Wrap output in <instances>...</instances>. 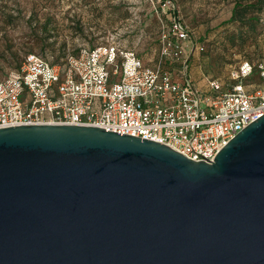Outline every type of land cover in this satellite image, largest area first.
<instances>
[{
	"label": "water",
	"instance_id": "water-1",
	"mask_svg": "<svg viewBox=\"0 0 264 264\" xmlns=\"http://www.w3.org/2000/svg\"><path fill=\"white\" fill-rule=\"evenodd\" d=\"M0 264H264V114L211 161L95 126L0 128Z\"/></svg>",
	"mask_w": 264,
	"mask_h": 264
},
{
	"label": "built area",
	"instance_id": "built-area-1",
	"mask_svg": "<svg viewBox=\"0 0 264 264\" xmlns=\"http://www.w3.org/2000/svg\"><path fill=\"white\" fill-rule=\"evenodd\" d=\"M147 1L159 21L155 65H145L127 48V31L120 30L78 47L59 64L25 54L0 79V128L95 126L163 144L191 161H211L264 114V86L249 91L243 84L253 70L264 82V62L242 60L230 71L227 90L209 79L207 93L199 91L185 73L194 46L173 0Z\"/></svg>",
	"mask_w": 264,
	"mask_h": 264
},
{
	"label": "rangeland",
	"instance_id": "rangeland-1",
	"mask_svg": "<svg viewBox=\"0 0 264 264\" xmlns=\"http://www.w3.org/2000/svg\"><path fill=\"white\" fill-rule=\"evenodd\" d=\"M173 3L194 46L185 73L199 91L207 93L209 79L216 80L221 91L227 90L232 82L229 73L242 60L264 62V0ZM234 3L239 11L229 22ZM158 26L147 0H0V79L25 54L59 64L78 47L103 42L115 30L127 31L122 35L125 46L133 48L145 65L153 66ZM138 38L140 42L134 44ZM173 70L181 75L179 66ZM245 85L250 91L264 82L254 71Z\"/></svg>",
	"mask_w": 264,
	"mask_h": 264
},
{
	"label": "trees",
	"instance_id": "trees-1",
	"mask_svg": "<svg viewBox=\"0 0 264 264\" xmlns=\"http://www.w3.org/2000/svg\"><path fill=\"white\" fill-rule=\"evenodd\" d=\"M238 5H236L235 3L233 4V6H232V11H231V14H230V16H229V18L227 19V21H229V22H231V21H233L234 19H235V17H236V13H237V11H239V10H237L238 9ZM242 9V8H241ZM254 71H256V70H253L252 71V73L254 72ZM251 73V74H252ZM257 73V72H256ZM6 74V73H5ZM250 74V75H251ZM249 75V76H250ZM5 76V75H4ZM258 76V75H257ZM248 78V77H247ZM247 78H245L244 79V81H243V84L245 85V80L247 79ZM260 80V79H259ZM261 81V80H260ZM261 82H263V81H261ZM256 86H258V85H256ZM256 86H254V87H256ZM264 86V85H263ZM245 87H246V85H245ZM253 87V88H254Z\"/></svg>",
	"mask_w": 264,
	"mask_h": 264
},
{
	"label": "crops",
	"instance_id": "crops-1",
	"mask_svg": "<svg viewBox=\"0 0 264 264\" xmlns=\"http://www.w3.org/2000/svg\"><path fill=\"white\" fill-rule=\"evenodd\" d=\"M193 54H191V56H192ZM191 60V59H190ZM191 65V64H190Z\"/></svg>",
	"mask_w": 264,
	"mask_h": 264
}]
</instances>
